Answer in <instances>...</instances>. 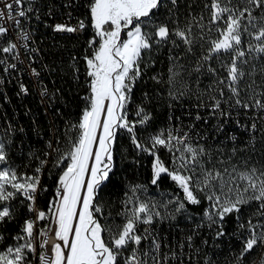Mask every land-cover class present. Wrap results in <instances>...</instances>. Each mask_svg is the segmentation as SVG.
<instances>
[{
  "label": "snow or ice",
  "instance_id": "snow-or-ice-1",
  "mask_svg": "<svg viewBox=\"0 0 264 264\" xmlns=\"http://www.w3.org/2000/svg\"><path fill=\"white\" fill-rule=\"evenodd\" d=\"M2 3L0 66L9 75L13 71L29 70L35 78L41 103L50 106L57 99L59 90H49L40 80V71L32 67L40 50L33 46L34 32L26 26L31 24L33 17L37 21L41 19L40 0H2ZM168 3L174 7L177 0H86L85 6L95 35L88 41L92 54L84 57L89 94L82 97L85 106L78 122L66 126L69 131L77 130L76 138L69 137L66 151L54 149L49 141L47 147L52 151L46 152L45 157H53L51 164L47 158L37 157L39 164L32 175L17 174L9 165L6 145L0 140V166H6L0 167V243L5 244L0 250V264H33L34 260L37 264H190L192 258L186 256L185 246L193 248V236L197 231L207 227L219 240L228 235L225 226L229 222L227 218L233 214L238 228L247 232L241 238L237 264H245V257L254 251L260 253L258 264H264V223L254 224L251 218L246 224L239 223L242 207L253 201L258 204L256 215L264 216V165H235L222 170L206 167L209 153L199 143L203 137L199 133L195 137L190 135L195 125L189 126L183 134L179 128L160 130L149 134L147 141L142 142L138 127L146 128L152 120L151 113L144 106L146 101L150 102L147 92L141 103L135 104L136 118L128 119L129 105L134 104L133 89L144 74L141 69L144 56L150 53L153 43H171L179 47L176 39L183 42L188 52H192L193 21L202 30L199 39H207L210 45L197 62L196 71L209 64L214 56L217 59L222 54L228 56L230 62L221 64L227 71V77L218 83L231 93L229 99L235 98L234 106L255 109L259 118L264 119V101L256 96L252 97L254 102L251 104L240 99V83L245 77L240 65L249 62V54H254L251 59L264 61V0H239V4H234L233 0H212L210 5L205 4V8H211L210 24L216 25L215 31L219 33L215 39L206 38L203 34L205 26L200 23L203 16L199 19L190 16L184 28L177 22V27L171 31L166 24L155 23ZM64 6L72 5L66 3ZM257 10L260 14L254 15ZM52 12L53 8L49 7L43 15L52 16ZM6 23L8 26H5ZM45 26L52 27L55 33H75L88 25L80 20L76 26L66 23ZM146 26H152L154 31L146 32ZM208 31L213 29L209 27ZM122 33L127 39H122ZM245 35L250 38L247 42L243 39ZM170 59L175 61L176 57ZM25 64V69L18 67ZM145 67L148 65L145 64ZM174 67L175 64L169 67L166 83L170 86L168 95L178 99L184 93L177 88ZM73 69L78 73L75 64ZM207 70L216 74V69L210 64ZM261 70L264 71V66ZM152 79L161 82L158 76ZM3 83L4 79L0 77V85ZM28 94V87L20 83L17 95ZM257 95L264 96V92ZM219 96L224 97L223 88L219 89ZM213 100V114L221 118L216 131L222 132L232 113L221 109V99L213 97ZM196 119L202 117L197 115ZM251 128L256 129L255 122ZM9 131L10 126L5 133ZM122 132L128 135L138 153L153 157L151 183L157 185L162 174L167 175L182 190L183 199L172 197L158 205L152 200H140L136 193L141 186H133L130 188L132 195L126 194L123 209L118 213L120 222L102 223L101 194L108 186L110 174H114L115 148ZM194 139L196 143H193ZM160 148L172 155L173 168L165 166L161 160L158 154ZM53 152L56 153L54 156ZM46 166L60 170L45 211L39 207V202L42 194L48 191L41 182ZM197 192L204 193L209 206L201 222L193 228V234L178 240L173 247L158 226L167 221L169 227H173L172 222L178 214L188 213L189 205H200ZM13 201L17 204L13 205ZM171 204H175V208L168 211ZM19 207H23L26 218L11 237L13 242L7 244V228L16 221ZM186 218L192 219L190 215ZM43 221L49 223L38 227ZM165 248L168 251H163ZM205 264H208L207 260Z\"/></svg>",
  "mask_w": 264,
  "mask_h": 264
},
{
  "label": "trees",
  "instance_id": "trees-1",
  "mask_svg": "<svg viewBox=\"0 0 264 264\" xmlns=\"http://www.w3.org/2000/svg\"><path fill=\"white\" fill-rule=\"evenodd\" d=\"M211 2L212 0H177V5L174 7L168 3L160 11L155 23L166 24L171 31L177 27V22L181 28H184L190 16H195L197 19L203 16V20L200 21L205 26L203 34L206 35V38L215 39L219 36V33L215 31L216 25L210 24L211 8L204 7L205 4L210 5ZM66 3L73 5V0H66ZM233 3L239 4V0H233ZM240 6L243 7V5ZM48 8L49 0H44L43 13ZM169 8H172L171 12ZM43 13L41 22L36 21L35 23L36 48L40 50L36 56L38 61H36L35 66L37 70L40 69V80L51 91L59 90L57 99L52 101L50 106L42 104L35 82L33 84V95L21 98L13 89L7 88L9 97L7 101H3L4 97L0 98L1 122L8 126L5 119L10 120L12 125L10 127L13 128L12 130L15 133V137L12 136V138L14 137L15 161L23 168H27L28 175L33 174L35 167L39 164V159L47 158L49 165L51 164L53 157H45L46 152L52 151L47 147L49 141L52 142L54 149L66 151L69 146V137L75 139L77 136V130L72 129L69 131L66 126L78 122L80 118L81 111L85 106L82 97L89 94L88 84L86 83L88 78L86 77L85 59L81 60V66L79 64V74L74 72L70 60L73 53L78 58V62L80 56H90L93 49L88 46V41L95 35L89 21L88 28L83 36L63 35V42L60 45L49 44L47 53L48 27L45 25L48 23V16L43 15ZM253 14L259 15V10ZM193 25L194 45L192 52L186 50V46L182 41L170 37V39H176V43L180 46L174 47L171 43L167 45L153 43L150 53L144 56V62L141 64L144 74L133 89L134 104L129 105L128 119L131 121L136 118L135 104H140L144 93L147 92L150 102L146 101L144 106L151 113L152 120L146 128L138 127L139 139L142 142L147 141L149 134H156L160 130L172 127L182 129V132H184L188 131L189 126L195 125L190 135L195 137L199 133L203 137V139H199V143L209 153L206 159V167H215L220 170L225 167L231 169L235 165L243 166L244 164L260 167L264 165V119L259 118L255 109L245 110L234 106L235 98L229 99L231 93L218 83L220 79L227 77V71L221 67V64L230 62L228 56L222 54L220 59L214 56L209 62L211 67L216 69L215 75L207 70L209 64H204L199 71H196L197 62L210 45L207 43V39L204 41L199 39L202 30L200 27L195 26V21H193ZM209 27L213 31L209 32ZM144 30L152 32L154 28L146 26ZM126 38V35L122 33V39ZM243 39L247 42L250 38L245 35ZM153 40H155V37H153ZM252 55L254 54H249V57H247L249 60L247 64L240 65L245 72L244 80L240 83V99L249 104L254 102L252 100L253 96L264 101V96L257 95L264 92V71L261 70L264 61L251 59ZM170 57H176V60L173 61ZM145 64L148 67H145ZM172 64H175L173 71L177 73L175 78L178 82L177 88L184 93L178 99H172L168 95L170 86L166 81L169 67ZM154 76H158L161 82L158 83L153 80L152 77ZM248 85H252V87L249 88ZM221 88L224 90L223 98L219 96V89ZM213 97L222 100V110L232 113L224 124V131L222 132L216 131V126L220 123L221 118L218 114H213ZM224 100L228 102L224 103ZM197 115H200L202 119L197 120ZM253 122L256 123L255 130L251 128ZM7 134L10 137L9 133ZM232 137H235V139L233 140ZM57 140H59V143H57ZM196 142L197 140L194 139L193 143ZM233 149H236V151L233 152ZM55 154L53 152V156ZM158 154L165 166L173 168L172 155L168 151L160 148ZM115 158L114 174H110L108 186L104 188L101 194L102 199L100 202L104 212V217L101 218L102 223L120 222L121 217L118 216V213L123 209V201L127 198L126 194L132 195L130 188L133 186H141L136 193L140 200L155 201L158 191H170L183 199L182 190L167 175L162 174L157 185L151 183L153 157L147 153H138L126 133L122 132L119 135L115 148ZM59 170V168L46 166L45 172L41 175V182L48 188V191L41 196L40 208L48 206V200L54 190L53 185ZM197 195L201 199V204L189 205L188 211L199 216L198 218L183 220L178 215V219L172 222L173 227H169L167 221L158 226V230L173 247L176 246L178 240H183L186 235L193 234V228L201 222L203 214L209 206L208 201L204 199L203 192H197ZM12 203L13 205L17 204L16 201ZM257 209L258 204L255 201L242 207L239 223L246 224L250 218L254 224L257 222L264 223V216L256 215ZM160 210L164 211L163 208ZM234 217L235 214L227 218L229 222L226 224L225 230L228 235L219 240L215 239L213 232L207 227H202L197 231L193 236V248L190 249L187 245L185 246L186 256L192 258L190 264H205L206 260L208 264H237L236 257L240 252L241 238L247 235V232L238 228ZM25 218L26 213L23 207H19L16 221L7 228V244L13 242L11 237L17 233ZM205 240L208 241L207 244L203 243ZM4 247L5 244L0 243V250H3ZM163 251H168V249L165 248ZM260 258V253L254 251L245 257V264H258Z\"/></svg>",
  "mask_w": 264,
  "mask_h": 264
},
{
  "label": "built area",
  "instance_id": "built-area-1",
  "mask_svg": "<svg viewBox=\"0 0 264 264\" xmlns=\"http://www.w3.org/2000/svg\"><path fill=\"white\" fill-rule=\"evenodd\" d=\"M9 2H12V0H9ZM65 4H66V0H49V7L53 8V12H52V16H48L47 25H54L56 23H60V24L66 23V24H69L70 26H76L78 24V21H80V20H83L86 24V19H87V17H89L88 9L85 6L86 0H73V5L71 7H67V8L64 6ZM0 7H3L2 0H0ZM14 7H15V5H14ZM69 14H71V18L69 17ZM35 23H36V19L33 17L31 24L26 25V26L33 30L34 36L36 38ZM5 26H8V24L6 23ZM86 29H87V27L81 31L73 33V37L83 36ZM6 39H7V37L4 38V40H6ZM62 39H64L63 33H55V32H53L52 27H48L47 53L49 51L48 50L49 44L50 45L51 44L52 45H54V44L60 45L63 42ZM72 56L73 57L70 60L71 65L75 64V68L79 69V64L81 66L82 56H80L79 62L77 61L78 58L76 57L75 53H73ZM73 58H75V60ZM26 64H27V61H26ZM26 64L25 65H18V67L21 69H25ZM32 67H35V63L32 64ZM77 74H79V71ZM0 77H2L4 79V83L2 85H0V98L4 97L3 101H7V99L9 98L7 88L13 89L14 92H16V94H17L19 92V84L20 83H23L25 86L28 87L29 94L28 95H18V97L23 98V97H26L29 95H33L34 78L32 77L29 70H24L21 72L13 71L11 73V75H9L7 73H4L2 66H0ZM0 106H1V103H0ZM1 121H2V117L0 115V138L6 145V151L8 153V163L13 169L16 170L18 175L27 174V168H23L21 165H18V163L15 161L16 158L14 156V151H13V148L15 149V146L13 145L14 144L13 138L15 137L14 136L15 133L12 130L13 128L10 127V131L8 132L10 137H8L7 136L8 134L5 133V130L9 129V126H12L11 122H10V120H8L6 118L5 123H8V126H5ZM181 134H183L182 131H181ZM12 136H14V137L12 138ZM47 207L42 208V209L46 211ZM48 223H49V221L41 222V227H43L44 225H46ZM52 227L54 228L55 225H52Z\"/></svg>",
  "mask_w": 264,
  "mask_h": 264
},
{
  "label": "rangeland",
  "instance_id": "rangeland-1",
  "mask_svg": "<svg viewBox=\"0 0 264 264\" xmlns=\"http://www.w3.org/2000/svg\"><path fill=\"white\" fill-rule=\"evenodd\" d=\"M127 39V38H126ZM172 197H178L177 194L173 193V192H170V191H158L156 193V198H155V201L158 202L157 204H162L163 202L167 201L169 198H172ZM158 198V199H157ZM157 199V200H156ZM169 209L168 211H172L174 208H175V204H171L169 205ZM180 215L181 219L183 220H192V219H196L198 218L199 216L197 215H194L193 213H191L190 211H188L187 214H178ZM177 215V216H178ZM188 215H190L192 217V219H188L186 218ZM178 219V218H176Z\"/></svg>",
  "mask_w": 264,
  "mask_h": 264
},
{
  "label": "bare ground",
  "instance_id": "bare-ground-1",
  "mask_svg": "<svg viewBox=\"0 0 264 264\" xmlns=\"http://www.w3.org/2000/svg\"><path fill=\"white\" fill-rule=\"evenodd\" d=\"M43 1L44 0H40V4L38 5V7L40 8V12H41V19L39 20V22H41V20H42V13H43ZM44 19H46V18H44ZM37 21V20H36ZM89 21H90V18L89 17H87V19H86V25H88V23H89ZM45 22V21H44ZM40 25V24H39ZM44 25V24H43ZM40 28V27H39ZM87 28H88V26H87ZM40 30V29H39ZM47 30V29H46ZM42 31V30H41ZM35 33H36V31H35ZM38 33H39V31H38ZM46 33V32H45ZM41 34V33H40ZM36 35H37V33H36ZM63 35H68V36H71V35H73V33H63ZM45 40V39H44ZM40 41V40H39ZM2 42V41H1ZM44 42V41H43ZM40 45V44H39ZM34 47H36V39H35V43H34ZM43 47H44V45H43ZM40 49H42V48H40ZM44 50V49H43ZM40 54H42V53H40ZM35 55V54H34ZM43 56V55H42ZM84 58V56H82V59ZM36 61H38L37 59H36ZM36 61H35V63H36ZM35 68L37 69V67L35 66ZM38 71H40V69H38ZM42 72V71H41ZM34 78V77H33ZM34 82H35V84H36V81H35V78H34ZM37 85V84H36ZM0 140H1V138H0ZM0 167H6V166H0ZM28 175V174H27ZM42 209V208H41ZM40 223V227H41V222H39ZM38 227H39V224H38ZM34 264H37V262L34 260Z\"/></svg>",
  "mask_w": 264,
  "mask_h": 264
}]
</instances>
